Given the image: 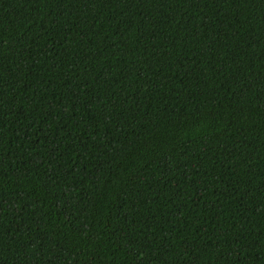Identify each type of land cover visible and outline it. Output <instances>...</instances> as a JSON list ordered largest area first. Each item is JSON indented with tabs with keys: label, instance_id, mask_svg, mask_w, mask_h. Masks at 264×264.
Wrapping results in <instances>:
<instances>
[{
	"label": "trees",
	"instance_id": "obj_1",
	"mask_svg": "<svg viewBox=\"0 0 264 264\" xmlns=\"http://www.w3.org/2000/svg\"><path fill=\"white\" fill-rule=\"evenodd\" d=\"M0 264H264V0H0Z\"/></svg>",
	"mask_w": 264,
	"mask_h": 264
}]
</instances>
